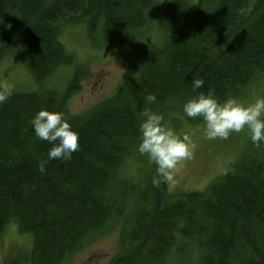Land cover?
Instances as JSON below:
<instances>
[{
  "label": "trees",
  "instance_id": "obj_1",
  "mask_svg": "<svg viewBox=\"0 0 264 264\" xmlns=\"http://www.w3.org/2000/svg\"><path fill=\"white\" fill-rule=\"evenodd\" d=\"M82 26L92 39L102 32L103 53L121 49L134 74L155 67L153 56L166 62L152 79L140 74L75 115L67 105L90 78L91 62L62 37ZM150 34L158 44L145 40ZM10 61L23 69L0 103V235L15 224L33 248L5 264H63L114 221L122 230L108 264H264V144L248 147L241 166L205 193L153 187L156 165L135 155L145 108L165 122L195 94L211 91L223 102L264 81V0H0V72ZM59 74L62 84L53 81ZM196 79L204 83L193 90ZM150 93L157 100L146 104ZM41 109L64 113L79 133L70 161L47 160L52 145L30 124ZM141 186L143 194L131 195ZM130 197L143 205L139 212Z\"/></svg>",
  "mask_w": 264,
  "mask_h": 264
},
{
  "label": "rangeland",
  "instance_id": "obj_2",
  "mask_svg": "<svg viewBox=\"0 0 264 264\" xmlns=\"http://www.w3.org/2000/svg\"><path fill=\"white\" fill-rule=\"evenodd\" d=\"M102 36L101 31H96L92 39L84 26L65 31L63 34L62 41L66 44L68 50L79 56L83 64L91 62L90 78L82 83V88L78 94L73 96L67 105L69 111L75 115L86 112L91 107L111 97L116 91L127 87L133 80H137L140 74L152 79L151 71L160 70L166 62V59L162 56L157 60L153 56L152 60L155 67L148 71H144V67H142L138 69V71L143 69L139 74H136L137 72L134 74L131 72L133 63L127 58V55L116 54V51L121 49H116L113 53H103L100 50V48L103 49ZM158 36L162 41L168 39L161 32ZM145 40L149 41V44L153 43L156 45L159 38L150 34V37ZM159 48H162V46H159ZM12 66L17 68L13 69ZM22 69L21 65L12 61L5 62L0 72V84H9L11 86L18 84V80H12L11 78L16 77L19 79ZM73 71L74 68H70L63 73V77L71 75ZM29 76L33 80L32 75L29 74ZM63 80L59 74L53 81L62 84ZM125 82H127V85ZM21 84L30 87L31 81L24 78ZM64 86L56 87L58 90L63 91ZM183 96L185 95L183 94ZM234 98L245 105L254 103L258 98H264V81ZM188 118L180 107L170 115L169 120L164 122L166 127L174 129L178 134L188 133L196 145L192 150L191 158L182 161L178 165L177 170L173 174L174 181L166 184L169 194L207 192L208 188L219 180L217 178L226 177L229 172H234L241 166V158L248 147H257L251 142L247 129L240 133L230 134L227 140H209L204 134L205 123L203 119L192 123L189 119H195ZM135 155L143 166L146 165L147 168H151L150 166L155 165L146 155H141L137 152ZM145 191L146 188L144 186L137 187L131 190V195H140ZM130 198L134 201L131 209L134 208L139 212L143 205L136 203L133 197ZM128 203L129 198L125 201L126 207H128ZM136 216L137 214L132 212L129 220L134 221ZM111 226L114 227L112 230H108V233L100 234L93 243L87 244L81 250L72 253L63 264H107L119 246V232L122 230V223L114 221ZM32 248L33 240L31 237L21 234L18 226L11 224L0 235V264H5L8 258H17L20 253H30Z\"/></svg>",
  "mask_w": 264,
  "mask_h": 264
},
{
  "label": "clouds",
  "instance_id": "obj_3",
  "mask_svg": "<svg viewBox=\"0 0 264 264\" xmlns=\"http://www.w3.org/2000/svg\"><path fill=\"white\" fill-rule=\"evenodd\" d=\"M192 83L195 90L201 88L204 81L196 79ZM12 92L11 85L0 84V103L6 102ZM156 100V95L152 93L145 97L146 104L155 103ZM183 112L189 118L203 119L204 134L209 140H227L230 134L247 129L255 146L264 144V98L247 105L233 98L221 102L209 91L207 95L200 93L188 100L183 105ZM137 119L140 133L137 151L156 165L153 187L172 183L178 165L191 158L196 145L188 133L178 134L166 127L162 114L145 108L137 115ZM30 124L39 140L52 145L47 152V160L70 161L72 154L79 150V133L73 130L64 113L41 109Z\"/></svg>",
  "mask_w": 264,
  "mask_h": 264
}]
</instances>
